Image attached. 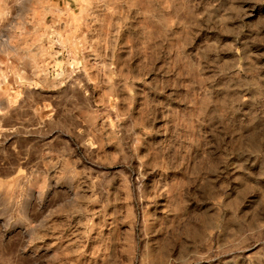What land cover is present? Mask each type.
<instances>
[{
	"label": "rangeland",
	"instance_id": "obj_1",
	"mask_svg": "<svg viewBox=\"0 0 264 264\" xmlns=\"http://www.w3.org/2000/svg\"><path fill=\"white\" fill-rule=\"evenodd\" d=\"M0 264H264V0H0Z\"/></svg>",
	"mask_w": 264,
	"mask_h": 264
}]
</instances>
